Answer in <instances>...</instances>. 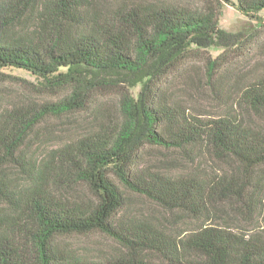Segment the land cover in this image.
<instances>
[{
	"label": "trees",
	"instance_id": "trees-1",
	"mask_svg": "<svg viewBox=\"0 0 264 264\" xmlns=\"http://www.w3.org/2000/svg\"><path fill=\"white\" fill-rule=\"evenodd\" d=\"M229 1L0 0V83L21 79L7 68L23 69L51 95L14 108L0 100V264H264V126L237 109L199 117L167 87L192 53L239 40L220 26ZM235 5L258 17L264 0ZM234 97L264 112V75ZM73 112L95 125L41 158L28 153L43 118ZM147 146L240 167L169 175L141 166ZM77 184L93 196L69 195ZM127 192L194 224L171 232L132 214ZM238 215L243 224L231 222ZM96 232L126 257L95 260L62 242Z\"/></svg>",
	"mask_w": 264,
	"mask_h": 264
},
{
	"label": "rangeland",
	"instance_id": "rangeland-1",
	"mask_svg": "<svg viewBox=\"0 0 264 264\" xmlns=\"http://www.w3.org/2000/svg\"><path fill=\"white\" fill-rule=\"evenodd\" d=\"M155 1V0H119ZM200 5V0H183ZM236 0L224 3L220 26L224 30L239 35V40L228 46L212 45L191 54L187 62L167 79L169 91L185 103L189 110L202 118L217 117L228 110L237 109L250 123L264 126V112L250 108H240L235 92L251 79L264 75V9L258 17L247 16L238 10ZM219 58L214 63L213 60ZM7 73L18 78H7L0 83V100L3 108L30 105L35 101L50 98V94L37 92L28 82L37 84L40 80L23 69L7 68ZM136 91L138 88L135 89ZM95 125L93 116L87 112H73L63 115L49 114L43 118L30 135L26 150L41 158L48 150L68 142ZM143 164L169 175L203 167L212 171H235L239 164L232 159L206 155L199 161L186 158L180 151L159 146H147L142 154ZM200 163V166L198 163ZM11 174L22 180L21 173L9 167ZM130 198L129 212L150 218L171 232H182L193 226L194 221L187 217L173 215L157 202L144 196L127 192ZM73 197L91 198L93 195L83 185L77 184L70 190ZM233 218V216L231 217ZM231 222L243 224L239 215ZM62 242L81 255L102 261L126 257V249L116 240L101 233L72 234L63 236ZM152 264H160L151 258Z\"/></svg>",
	"mask_w": 264,
	"mask_h": 264
}]
</instances>
